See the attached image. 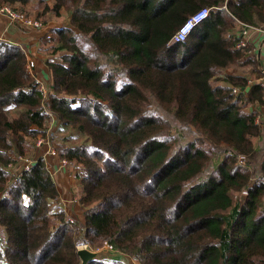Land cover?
<instances>
[{
	"label": "trees",
	"instance_id": "16d2710c",
	"mask_svg": "<svg viewBox=\"0 0 264 264\" xmlns=\"http://www.w3.org/2000/svg\"><path fill=\"white\" fill-rule=\"evenodd\" d=\"M27 1L0 6L23 13ZM52 1L76 28L41 46L48 112L75 140L59 157L79 169L83 219L50 212L58 190L42 159L7 171L49 115L26 48L0 41V264H81L84 244L116 254L88 264H264V126L251 109L264 87L219 75L247 50L237 28L264 29V0Z\"/></svg>",
	"mask_w": 264,
	"mask_h": 264
},
{
	"label": "crops",
	"instance_id": "0c3cea01",
	"mask_svg": "<svg viewBox=\"0 0 264 264\" xmlns=\"http://www.w3.org/2000/svg\"><path fill=\"white\" fill-rule=\"evenodd\" d=\"M52 6V0H28L27 3L22 7V11L24 14L28 15L32 19H38L41 21L42 27L40 29L25 27L21 24L10 21L5 16L0 15V41H5L10 44L23 45L24 47L26 46V50L29 51V45L33 44V47L38 48V45H40L39 42H41V40L45 39L46 37L49 39L52 36H55L53 30H57L60 28L74 29L75 27L71 23L72 16L70 14V11L63 13L64 15L61 16L60 19H56L55 13L52 11ZM241 28L242 27L240 26L237 28V34L240 33V31L242 30ZM246 38L248 41V56L252 60H254V65L250 67L248 64L247 73L245 74H242L241 71H238V69L244 70V68L238 66L237 71L228 72L232 69L230 68L227 70L226 74L231 75L233 73L235 77L242 78V80L244 81L252 80L256 83L261 79L264 80V34L257 31H250ZM243 62L247 61L242 59L240 64H242ZM244 64L245 63H243L241 66H243ZM40 66L38 68V70L41 71L40 74L43 77L46 76L47 78V74L43 71L44 66ZM253 84L254 83H250L248 85V90H250ZM251 109H255L258 111V123L261 126H264V105L259 106L258 104H255ZM64 145V143L58 144L59 151L64 148ZM66 172L67 171H63L57 176L58 182L55 185L58 191H60L59 187L62 186L63 177H68V174ZM67 191V189L62 193L60 191L61 194L59 196L61 197V199H63V197L66 199ZM78 196L79 194L77 195V197ZM58 208H60L58 210H62L65 213L66 217L68 213H71V210H80L82 213L79 218H76L72 221H82L83 219V209H81L78 203H75V205L71 203L70 206L64 205V208Z\"/></svg>",
	"mask_w": 264,
	"mask_h": 264
},
{
	"label": "built area",
	"instance_id": "2783aa9c",
	"mask_svg": "<svg viewBox=\"0 0 264 264\" xmlns=\"http://www.w3.org/2000/svg\"><path fill=\"white\" fill-rule=\"evenodd\" d=\"M210 9L209 8H201L197 12L191 14L187 20L182 24V26L176 31V33L172 36L169 44H176V43H182L186 41L187 37L191 33V31L200 24L204 19H206L209 16ZM0 15L5 16L10 21L14 23L21 24L25 27L32 28V29H40L42 27V24L38 20H34L31 18H26L24 13H20L11 7L7 6H0ZM244 26V29L241 33V39L236 43V48L243 49L248 45L246 37L248 36V31L251 29L253 31L261 32L264 34V29L255 28V27H249ZM26 71L33 77L35 84L38 86V90L40 91L42 95V104L41 108L44 113L49 115V120L47 123V128L45 129L44 133L41 134L43 136L36 137V140L34 141L33 145L35 147V155L32 157H27L26 155H20L13 157L12 161L7 166V171L11 173L12 176H20L22 172L29 170L32 165L35 163L37 159H42L43 161L47 162L49 158H59L58 160V170L68 171L70 167L74 166V163L68 162L64 159H61L59 157V149H55L51 146V139L53 138V133H51V129L54 127L56 128L60 125L59 122L55 121L54 117L49 114L48 109V101L49 96L52 94V87L51 83L47 81L46 78H44L41 74H38L36 71V64L28 60L26 61ZM250 84V83H249ZM263 85V84H262ZM231 92L233 94H238L240 92V89L238 88H232ZM258 122V118L256 119ZM55 134V131H54ZM42 148L41 155H37L36 149ZM239 162H243V158L239 157ZM76 168V167H75ZM49 170V169H48ZM54 170H56V167H54ZM52 176V175H51ZM15 179V178H14ZM75 203H78V197ZM69 220V219H68ZM71 221V220H70ZM72 222V221H71ZM106 247V246H105ZM78 248H88V245L84 244L81 246H78ZM109 248V247H107ZM90 249V248H88ZM91 250V249H90Z\"/></svg>",
	"mask_w": 264,
	"mask_h": 264
},
{
	"label": "rangeland",
	"instance_id": "374dc122",
	"mask_svg": "<svg viewBox=\"0 0 264 264\" xmlns=\"http://www.w3.org/2000/svg\"><path fill=\"white\" fill-rule=\"evenodd\" d=\"M2 6H7V5H2ZM7 7H9V6H7ZM63 13H65V12H63ZM63 15L64 14H62L61 16H63ZM34 20H37V19H34ZM240 27H242L241 28L242 30L240 31V36H241V33H242L243 29H244V26L240 25ZM250 31H253V30L250 29L248 31V34H249ZM44 40H48V38L46 37ZM39 43H40V45H38V48L37 47H33V44L29 45L30 46L29 51L26 50V52H27L26 61L31 60V61H33L36 64V71L38 72V74H40V72H41V71L38 70L39 66L43 65L44 66L43 71L47 74L48 70H47V68L44 65V61L50 56V51L46 50L45 47H42L41 46V42H39ZM246 47H248V45ZM25 48H26V46H25ZM247 50L245 51L244 55L241 57V59L239 60L238 63L227 67L219 75L222 76V77H225V75H228V74H226L228 69L232 68L228 72H234V71H237V69H238L237 66L244 68V70L243 69L242 70L238 69V71H241L242 74L247 73V65L249 64L250 67L252 65H254V60H252L248 56V51ZM242 59L247 61V62H243V63H245L243 66H241L243 63L240 64ZM108 67L112 68L113 66H111L109 64ZM232 75H233V77H235L233 73L230 76H232ZM44 78H46V76ZM237 78L242 80V78H239V77H235L234 80H237ZM46 79H47V81L49 83H51V81H50V79L48 77ZM249 83L260 84L262 87H264V80L263 79L259 80L256 83L253 82L252 80L251 81H246L245 80L246 88L248 87ZM232 88H238L239 89L238 86H232ZM50 131H51V133H53V138L51 139V143L50 144H51V146L53 148H55L57 150L59 149L58 148V144H63L64 143L65 145L69 146V145H72L74 143V141H75V140H73V138H71V136H69L70 134L66 133V131L64 130V128L61 125H59L56 128V130L53 127ZM54 131H55V134H54ZM41 136H43V135H38V137H41ZM35 140L36 139L31 141V140L28 139L26 141V148H25L26 151L24 152V154H26L27 157H32V156L35 155V147L33 145ZM65 145H64V147H67ZM42 150H43L42 148L36 149L37 155L40 156L41 153H42ZM12 155H14V154H12ZM58 160H59L58 157L57 158H54V157L52 158L51 157V158H49L47 160V162L44 161L47 169H49V172L52 175V180H53L54 184H56L58 182V177L57 176L60 173H62L61 171H59L57 169L58 168ZM54 167H56V170H54ZM78 170H79L78 168H75L74 166H72L66 172L68 174V177L67 178L63 177L62 186L59 187L61 193L66 191V189L68 190L67 191V195H66V199L63 197V195H62L63 199H61V197L59 196L61 193H60V191H58V196L56 197V199L50 201V212H52V211L56 212V211H58V209H60L58 207L64 208V205L70 206L71 203L75 205V202L77 200V195L80 193V184H79V181L77 179ZM243 196H244V194H240V195L238 194V198L243 197ZM81 213L82 212L80 210H71V213L70 214L68 213L66 218L67 219L69 218V221L70 220L72 221V220H75L76 218H79ZM103 248L104 247H100V248H95V250H93V249H91V250L96 252V251L102 250ZM101 255H105L106 256L108 254L102 253ZM99 257H103V256H99ZM128 264H139V262L137 260L131 258V259L128 260Z\"/></svg>",
	"mask_w": 264,
	"mask_h": 264
},
{
	"label": "water",
	"instance_id": "95a60500",
	"mask_svg": "<svg viewBox=\"0 0 264 264\" xmlns=\"http://www.w3.org/2000/svg\"><path fill=\"white\" fill-rule=\"evenodd\" d=\"M71 14V12H70ZM72 16V14H71ZM66 29H70V28H66ZM75 31L76 28L74 29H70ZM246 90H248V87L246 88ZM244 197H240V199H243ZM102 253H106L108 255H101ZM77 256L80 260L81 264H88L90 261H94V260H101V259H106V258H114L116 256L115 253H113L111 251L110 248L104 247L102 250L100 251H93L90 250L88 248H78L77 249ZM99 256H103V257H99Z\"/></svg>",
	"mask_w": 264,
	"mask_h": 264
}]
</instances>
